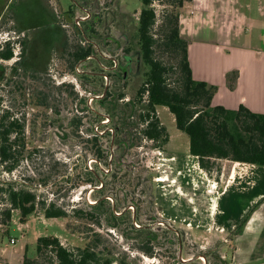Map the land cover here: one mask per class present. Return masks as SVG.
Here are the masks:
<instances>
[{
  "label": "rangeland",
  "instance_id": "obj_1",
  "mask_svg": "<svg viewBox=\"0 0 264 264\" xmlns=\"http://www.w3.org/2000/svg\"><path fill=\"white\" fill-rule=\"evenodd\" d=\"M154 6L159 19L163 7L158 1ZM141 9V0H0V40L12 36L15 42L13 59L0 63L6 72V83L0 84L1 105L14 118L24 119L25 154L29 153L31 158L11 174L0 172V179L21 178L40 198L57 196V203L68 210L71 206L86 208L107 198L115 215L127 211L123 222H131L136 230L150 226L156 241L148 245L153 255L147 256L140 249L144 239L138 233L130 232L125 223L118 230L106 229V215L101 217L100 231L110 234V251L126 257L129 264H229L222 253L226 243L219 232H206L203 228L185 230L186 226H179L178 222L163 221L166 216L178 215V204H187L185 191L191 188L185 176L174 170L176 159L175 163L169 162L163 150L178 154L180 162L189 141L176 129L174 117L165 107H158L157 113L169 142L158 147L139 135L137 115L143 106L137 104L136 92L145 72L136 39ZM89 45L92 56L73 63L74 53ZM112 59L114 66L124 67L125 82L111 77L116 70L110 67ZM17 60L19 63L14 65ZM108 71L110 75L103 76ZM108 89L116 97L122 92L125 96L123 101L116 102L118 109L112 119L107 116V104L100 103ZM32 91L44 95L48 105L32 107L25 97L26 92ZM83 99L90 112L83 111ZM127 104L137 112L130 120L135 128L127 132L129 136L116 133L115 139L124 141L114 144L112 136L122 127L121 118L127 117ZM91 112L99 113L98 118ZM81 114L86 117L75 131L70 121ZM106 120L108 123L104 124ZM94 135L100 137L98 141L106 156L101 163L95 159ZM83 161L102 181L103 188L100 184H85L71 191L72 183L82 180ZM107 162L110 165L105 167ZM74 164L76 173L66 183L61 176L70 172ZM55 191L58 193L52 196ZM197 192L190 194L198 195ZM19 219V212L14 210L8 226L0 227V250L4 257H12L14 264H19L24 254L30 259L36 257L39 237L55 236L69 248H83L88 242V235L66 229L67 219H46L38 211L25 224ZM166 229L181 234L180 246L174 244V236Z\"/></svg>",
  "mask_w": 264,
  "mask_h": 264
},
{
  "label": "trees",
  "instance_id": "obj_2",
  "mask_svg": "<svg viewBox=\"0 0 264 264\" xmlns=\"http://www.w3.org/2000/svg\"><path fill=\"white\" fill-rule=\"evenodd\" d=\"M155 1L161 5L159 19L155 8ZM191 0H141L142 9L137 17L136 39L140 54V61L145 67L143 80L136 92V102L143 108L138 112L137 124L139 135L142 139L148 140L158 147L166 145L169 136L166 128L161 124L157 114L158 107H165L173 115L175 127L178 131L188 137V153L196 157L198 165L208 176L216 175L219 172L215 165V160H229L232 162L245 163L257 166H264V113L251 112L244 106H239L236 110H229L222 106L212 105V98L216 88L203 81H197L192 76L190 63L188 60V42L181 38L179 29L180 11L186 2ZM13 28V27H12ZM11 28V30H13ZM9 30V31H11ZM12 36L0 40V63L8 62L15 55ZM92 46L79 50L72 58L73 63L84 60L92 55ZM114 59L111 60L110 67L115 71L111 77L115 81H124L127 78L124 67L114 66ZM19 60L15 61L17 65ZM126 63L129 59L126 58ZM25 72H28L25 70ZM34 74L35 72H31ZM105 72L103 76L110 75ZM104 78V77H102ZM6 72L0 64V84L6 83ZM125 85V84H124ZM0 93V172L11 174L18 169L21 164L30 161L29 153L25 154L24 139V119L14 118L6 106L1 105ZM26 100L32 107L48 105L44 95L36 92H26ZM123 92L117 97L109 89L105 92L104 98L100 101L107 104V116L114 118L117 108V101L124 100ZM83 111H89L83 99ZM127 117L121 118L119 129L116 133H127L135 128L130 125L132 116L137 113L127 104ZM111 109L113 110L111 113ZM123 110V108H122ZM97 119L99 113L91 112ZM122 114V112L120 113ZM84 114L74 116L70 123L75 131L83 125ZM97 135H94L96 160L106 161V156L101 149ZM101 136V135H100ZM126 138V137H125ZM90 140H87V143ZM124 139L117 138L114 144L123 142ZM108 159V157H107ZM52 161V160H51ZM105 163V162H104ZM110 162L105 164L109 166ZM67 168L66 164H63ZM70 172L61 176V179L70 183L71 175H74L77 166L74 164ZM100 173L102 170H100ZM80 182L72 183V189L80 185L100 184L102 181L87 168L82 162ZM55 181V180H54ZM61 181L57 182L60 183ZM47 181L43 182V185ZM54 184H52V187ZM60 188V186H58ZM100 188V189H102ZM58 191L51 193L56 195ZM68 193V192H66ZM64 194L67 195V194ZM57 196L40 198L35 190L28 188L24 182L19 180L0 179V227H7L10 223L12 212L17 210L20 214V223L25 224L28 218L40 212L44 218L67 219L66 229L71 233L88 235V242L83 248H69L64 246L60 239L55 236L39 237L36 244V257L28 258L25 254L20 264H129L126 257L110 251L107 231H100L103 227L101 217L106 215L105 227L118 230L125 223L130 232H136L144 239V246L140 248L147 256H152L151 245L156 241L153 235L154 229L150 226H143L141 230H136L130 222H123L127 211L115 215L109 199H101L94 205L80 208H65L61 203H57ZM84 203V202H83ZM89 208L90 210H87ZM129 213V212H128ZM168 221V220H163ZM245 222L242 221V224ZM241 224V225H242ZM92 227H96L93 229ZM172 234L176 241L181 242V234L175 230L166 229ZM125 239L127 236L125 235ZM172 241V240H170ZM172 243V242H171ZM220 264H227L219 261Z\"/></svg>",
  "mask_w": 264,
  "mask_h": 264
},
{
  "label": "crops",
  "instance_id": "obj_3",
  "mask_svg": "<svg viewBox=\"0 0 264 264\" xmlns=\"http://www.w3.org/2000/svg\"><path fill=\"white\" fill-rule=\"evenodd\" d=\"M179 29L193 78L216 88L212 105L264 113V0H191L180 11ZM163 153L191 187L187 204L166 219L185 230L219 232L229 264H264V166L215 160L219 172L208 176L188 149L180 162L178 154ZM0 264L14 261L0 250Z\"/></svg>",
  "mask_w": 264,
  "mask_h": 264
},
{
  "label": "built area",
  "instance_id": "obj_4",
  "mask_svg": "<svg viewBox=\"0 0 264 264\" xmlns=\"http://www.w3.org/2000/svg\"><path fill=\"white\" fill-rule=\"evenodd\" d=\"M103 123H104V124H107L108 122H107V120H106V121H104ZM95 131H97V127L95 128ZM11 243H14V241L11 240Z\"/></svg>",
  "mask_w": 264,
  "mask_h": 264
},
{
  "label": "flooded vegetation",
  "instance_id": "obj_5",
  "mask_svg": "<svg viewBox=\"0 0 264 264\" xmlns=\"http://www.w3.org/2000/svg\"><path fill=\"white\" fill-rule=\"evenodd\" d=\"M92 55H90L89 57H91ZM89 57H87V58H89ZM111 131V130H110Z\"/></svg>",
  "mask_w": 264,
  "mask_h": 264
}]
</instances>
